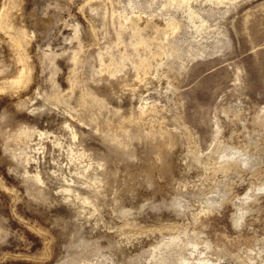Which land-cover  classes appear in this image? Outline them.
I'll return each instance as SVG.
<instances>
[{
  "label": "rangeland",
  "instance_id": "rangeland-1",
  "mask_svg": "<svg viewBox=\"0 0 264 264\" xmlns=\"http://www.w3.org/2000/svg\"><path fill=\"white\" fill-rule=\"evenodd\" d=\"M9 1L0 0V11L8 10L19 26L7 38L20 43V54L26 51L37 82L16 101L19 110L0 108V131L29 127L23 142L0 144V264H264V0H98L104 9L117 3L110 22L127 32L100 36L103 45L87 43L83 69L72 50L87 35V17L96 31L105 25L97 0H21L16 8ZM133 24L158 52L152 58L143 51L155 62L140 82L118 61L110 65L111 57L98 55L106 49L115 52L112 59L127 56L122 48ZM4 57L0 41V69L10 73L23 65H4ZM90 59L104 67L106 79H76L74 93L88 86L102 94L99 111L108 105L144 115L160 111L170 141L97 132L68 111L70 89L61 79L79 70L90 79ZM114 81L117 94L110 90ZM23 154L32 156L28 163L19 158ZM26 170H38L44 183ZM161 184L166 187L158 189ZM129 231L136 237L119 241Z\"/></svg>",
  "mask_w": 264,
  "mask_h": 264
},
{
  "label": "bare ground",
  "instance_id": "bare-ground-1",
  "mask_svg": "<svg viewBox=\"0 0 264 264\" xmlns=\"http://www.w3.org/2000/svg\"><path fill=\"white\" fill-rule=\"evenodd\" d=\"M89 1V0H88ZM110 1V0H108ZM113 1V0H112ZM120 1V0H119ZM131 1V0H130ZM143 1V0H142ZM141 1V2H142ZM146 1V0H145ZM21 0H10L9 1V4L11 7H14L16 8V6H18L20 4ZM98 2V0H97ZM117 2V1H116ZM156 2V1H155ZM109 3V2H108ZM130 3V2H129ZM147 3V2H146ZM176 3V2H175ZM180 3V2H179ZM182 0H181V4H182ZM106 4V3H105ZM117 4V3H116ZM116 4L114 5V2H111V4L109 5V7L107 9H104L102 8L103 6V1H99L98 3H96L97 7L99 8H102L101 10H105V15H104V18H105V25H101L102 26L101 28H99L100 30L99 31H96L95 30V25L93 23V21L87 17V32H86V37L83 41L82 39V42H80L78 40V42H80L76 48H75V51L72 50L74 53L72 54V59L75 60V61H79L80 63V69L82 67H84L86 64V60H84L83 58V51L86 47V44L88 43L89 45L91 44H99V42H101L99 39H100V36H103L105 35L106 33L110 32V33H114L118 38L121 37V35L125 32L124 31L122 34L119 33V29L117 28V25L115 24H112L110 22V19H111V14H115L117 11L116 9H114L112 7V5L116 6ZM22 5V4H21ZM94 5V4H93ZM136 5V4H135ZM153 5V4H152ZM185 6V5H184ZM138 7V6H137ZM4 8H7L6 6ZM117 8V7H116ZM13 9V8H12ZM140 9V8H139ZM191 9V8H190ZM14 10V9H13ZM97 10V9H96ZM19 11V10H18ZM122 11V10H121ZM16 12V11H15ZM20 12V11H19ZM18 12V13H19ZM122 13V12H121ZM193 13V12H192ZM118 14V12H117ZM194 14V13H193ZM12 14H10V12L8 10H2L0 11V41L3 43V46L5 47V52L7 53V58L4 59L5 61V64H7V61L10 63H14L18 60H22L23 61V65L21 68H16L15 70L13 69L10 73L6 71L5 67L3 69H0V89L2 91V89H6L7 87L11 88V91L8 93H4V95H0V108L5 112V113H13V112H16L18 109V104L16 103L17 100H24L25 98H27L29 96V92L30 89L35 86L36 84V75H34L31 71H30V66L28 67V62H26V60L24 59V55L26 56V54H24L23 51H21L22 55L20 54V50H19V47L18 45L20 44H16V41L14 42L13 39L10 40L9 38H7V36L9 35L10 32V28L14 27V26H19V25H16L13 21V19H11ZM15 16L17 15V12L16 14H14ZM13 15V16H14ZM120 15V13H119ZM198 15V14H197ZM88 16V15H87ZM92 16V15H91ZM102 16V15H101ZM113 16V15H112ZM23 17V15H22ZM21 17V18H22ZM29 17V16H28ZM103 17V16H102ZM100 17V18H102ZM114 17V16H113ZM116 19H117V16H115ZM123 17V16H122ZM130 17V16H129ZM134 17V16H133ZM190 17V16H189ZM188 17V18H189ZM119 18V17H118ZM121 18V17H120ZM119 18V20H120ZM127 18V16H126ZM140 18V17H139ZM160 18V17H159ZM199 18V17H198ZM85 19V18H84ZM113 19V18H112ZM124 18H121L122 20V23L125 21L123 20ZM141 19H144L141 17ZM152 19V18H151ZM164 19V18H163ZM197 19V18H196ZM25 20V18H24ZM139 20V19H138ZM147 19H145L146 21ZM149 20V19H148ZM157 20V19H156ZM161 20V19H160ZM198 20V19H197ZM112 21V20H111ZM114 21V20H113ZM132 21V20H131ZM133 21H135L133 19ZM132 21V23H133ZM140 21V20H139ZM144 21V22H145ZM116 22V21H115ZM117 22H118V19H117ZM121 22V21H120ZM142 22V21H141ZM167 22V21H166ZM171 22V20H170ZM100 23V22H99ZM135 23V22H134ZM160 23V22H159ZM178 23V22H177ZM128 24V23H127ZM136 24V23H135ZM165 24V23H163ZM169 24V28L170 30H175V28L177 27V25L175 24ZM78 25V24H77ZM126 25V24H125ZM138 27L140 28L139 24H137ZM159 25V24H158ZM157 25V26H158ZM162 25V23H161ZM23 26V25H21ZM122 26V25H121ZM144 26V25H142ZM156 26V27H157ZM179 26V25H178ZM130 27V26H129ZM133 28L131 29V31L128 33L129 35H127L126 37V41L125 42V45L124 47L122 48V50H125V49H128V55L127 56H123V53L121 56H117V60L115 59H112L114 58V53L111 52V50L109 52L106 53V49H105V53L104 52H101V50L99 51L98 55L101 58L102 61H105L107 59H109V57H111V59H109L108 61L110 62V65H113V63H115L116 61H118L119 65H122L124 67H126L124 70L122 69V72L124 74H128L129 72H131V75L134 76V80H135V76L137 77V79L135 81L137 82H140L144 79L145 77V67L149 64V61L148 58H146L143 54V51L145 50H149L152 52V58H155L156 56H158V52H155L153 51L149 45V43L146 41V39H144L143 37H141V34L138 30L135 29V26L133 24L132 26ZM163 27V26H162ZM22 29V27H20ZM125 29L124 27V24H123V27H121V29ZM127 28V27H126ZM137 28V29H139ZM146 28V27H145ZM160 28V27H158ZM165 28V26H164ZM128 29V28H127ZM141 29V28H140ZM150 29V28H149ZM153 29H154V26H153ZM126 30V29H125ZM169 30V29H168ZM173 30V31H174ZM20 32V30H18ZM25 31V30H24ZM141 31V30H140ZM146 31V30H145ZM158 31V30H157ZM156 31V32H157ZM176 31V30H175ZM13 32V31H12ZM79 32V31H78ZM127 32V30H126ZM125 32V33H126ZM144 32V29L143 31ZM147 32V31H146ZM155 32V31H154ZM161 32V31H160ZM163 32V31H162ZM166 32V30H165ZM168 32V31H167ZM171 32V31H170ZM26 33L23 32V34ZM28 33V32H27ZM145 33V32H144ZM143 33V34H144ZM153 33V32H152ZM174 33V32H173ZM22 34V33H21ZM22 34V35H23ZM121 34V35H119ZM165 34V33H164ZM11 35V34H10ZM15 35V34H14ZM25 35V34H24ZM23 37H27V36H24ZM110 35V34H109ZM125 36V35H124ZM123 36V37H124ZM9 37V36H8ZM30 37V35H29ZM83 37V36H82ZM114 37V36H113ZM111 37V38H113ZM31 38V37H30ZM77 38H79L77 36ZM107 38V37H106ZM146 38V37H145ZM24 39V38H23ZM102 39V38H101ZM122 39V38H121ZM17 40V38H16ZM116 40V39H115ZM124 40V39H123ZM18 41V40H17ZM21 41V40H19ZM18 41V42H19ZM27 41H28V38H27ZM26 41V42H27ZM110 41V40H109ZM103 42V41H102ZM101 42V43H102ZM106 42V41H105ZM104 42V43H105ZM28 43H30L28 41ZM152 43V42H151ZM111 44V43H110ZM120 44V43H119ZM123 44V43H122ZM73 45H76V44H73ZM103 45V43H102ZM108 45V44H107ZM100 46V45H99ZM111 46V45H109ZM120 46V45H119ZM118 46V47H119ZM122 46V45H121ZM23 47V46H22ZM71 47V46H70ZM89 47V46H88ZM97 48V47H96ZM113 48V47H112ZM121 48V47H119ZM23 49V48H22ZM73 49V48H72ZM101 49V48H100ZM151 49V50H150ZM71 50V48H70ZM89 50V49H88ZM97 50V49H96ZM114 50V49H113ZM121 50V51H122ZM104 51V50H102ZM120 51V52H121ZM3 52V51H2ZM26 52V51H25ZM71 52V51H70ZM96 52V51H95ZM117 52V51H116ZM148 52V51H147ZM118 53H119V49H118ZM117 53V54H118ZM97 54V53H96ZM121 54V53H120ZM71 55V54H70ZM4 56V55H3ZM88 56V55H87ZM95 56V55H93ZM147 56V55H146ZM3 58V57H2ZM26 58V57H25ZM93 58V57H92ZM98 57H96L97 59ZM61 59V58H60ZM71 59V58H70ZM69 59V60H70ZM2 60V59H1ZM55 60V59H54ZM65 60V59H64ZM72 60V61H73ZM91 60V59H90ZM95 60V59H94ZM99 60V58L97 59ZM3 61V60H2ZM3 61V62H4ZM28 61V60H27ZM66 61V60H65ZM75 61H73V64L76 65V63H74ZM100 61V62H102ZM151 61H154V60H151ZM150 61V62H151ZM158 61V60H157ZM56 62V61H55ZM62 62V61H61ZM89 62V61H88ZM155 62V61H154ZM8 63V64H9ZM21 63V62H20ZM99 63V62H98ZM105 63H108V62H105ZM33 64V63H32ZM69 64V63H68ZM71 64V63H70ZM73 64H72V67H73ZM78 64V63H77ZM89 64V63H88ZM91 65H93L94 67V72L92 74V76L90 77V79L86 80L83 79L82 77H84L81 73H80V70L79 71H76V73L74 74V77L71 79L67 78V74H69V72L61 79V81L65 84L68 85L69 87V93L65 95V97H67V105H68V108H70L68 111H70L71 109L75 110L77 113H78V116L79 114L83 117L86 118V120H88L93 126V128L97 131V132H103V131H107L109 132L110 134H115L120 137H124V138H127V139H136V140H142L143 137H147V140L148 141H154V142H160L161 141H165V140H168L170 141V134L169 131L165 128V122H164V117L162 115V113L160 111H157L155 113H151V114H142L138 111H136L135 109L133 110H130L129 112H123V111H120L119 109H114L112 110L113 108H111V106L109 107V105L103 110V111H99L100 109H98V107L101 105V102H102V99L104 100V98L102 97V94L100 95H97L95 92L96 90L94 89H89L87 88L86 86L83 87L79 92H76V94L74 93V90L73 87L76 85L75 84V80L76 79H79L82 83H89V81H95V82H100L102 81L103 79H106L105 76H103V73H104V67L101 65L102 68H98L99 67V64L96 63V60L95 61H92L90 62ZM116 64V63H115ZM151 64V63H150ZM108 65V64H107ZM33 66V65H32ZM89 66V65H88ZM105 66V64H104ZM63 67V66H62ZM87 67V66H86ZM117 67V65H116ZM151 67V66H150ZM71 68V67H70ZM78 67H76L77 69ZM78 68V69H79ZM89 68V67H88ZM120 68V67H119ZM149 68V67H147ZM83 69V68H82ZM90 69V68H89ZM107 69V68H106ZM71 70V69H70ZM69 70V71H70ZM112 70V69H111ZM118 71H121V68L120 69H117ZM91 71V69H90ZM82 72V71H81ZM108 72V71H107ZM90 74V73H89ZM105 74V73H104ZM108 74V73H107ZM82 75V76H81ZM88 75V74H87ZM86 75V76H87ZM106 75V74H105ZM69 76V75H68ZM107 76V75H106ZM110 77V76H109ZM53 79V78H52ZM56 79V78H55ZM54 79V80H55ZM108 79V78H107ZM52 80V82L54 81ZM57 81V80H55ZM59 81V80H58ZM91 81V82H92ZM51 82V81H50ZM52 82L50 84H52ZM105 82V81H104ZM56 83V82H55ZM94 83V82H93ZM124 83V80L123 82ZM49 84V85H50ZM59 82H57L53 88V91H60L58 88L60 85H58ZM75 84V85H74ZM46 85V84H45ZM53 86V85H52ZM81 86V85H80ZM98 86V85H97ZM117 82H112L111 83V87H110V90L112 93L114 94H117ZM90 87V86H89ZM63 88V87H62ZM66 88V87H65ZM64 88V89H65ZM92 88V87H91ZM130 88H132V91H135V87L134 85H130ZM8 89V88H7ZM68 89V88H67ZM77 89V88H76ZM98 89V88H97ZM102 89V88H101ZM107 89V88H105ZM51 90V89H50ZM79 90V89H78ZM52 91V92H53ZM68 91V90H66ZM105 91V90H104ZM109 91V90H107ZM46 93L48 91H45ZM61 92V91H60ZM63 92V91H62ZM59 93V92H58ZM72 93H74L75 95H72ZM49 94V93H48ZM53 94V93H52ZM57 94V93H56ZM63 94V93H62ZM61 94V96H62ZM134 94V93H133ZM115 96V95H114ZM50 97V96H49ZM60 97V95H59ZM58 97V98H59ZM55 98V95L53 96V98L51 99H54ZM60 98H63V97H60ZM59 98V99H60ZM45 99V98H44ZM47 99H50V98H47ZM64 99V98H63ZM63 99H60L63 101ZM56 100V99H55ZM26 101V100H25ZM28 102V101H27ZM61 102V101H60ZM65 102V101H63ZM105 101H103L102 103H104ZM21 103V102H20ZM66 103V102H65ZM103 107V106H102ZM101 107V108H102ZM105 107V106H104ZM21 108V107H20ZM66 108V107H65ZM73 110H72V113H73ZM138 110V109H137ZM2 112V113H4ZM1 113V112H0ZM76 113V114H77ZM38 114V113H37ZM46 114V113H45ZM70 114V113H69ZM74 114V113H73ZM111 114H113L112 116H110ZM14 115V114H13ZM44 115V114H43ZM4 116V115H3ZM15 116V115H14ZM60 116V115H59ZM65 116V115H64ZM5 117V116H4ZM25 117V116H24ZM45 117V116H44ZM48 117V116H47ZM70 117V116H69ZM76 117V116H75ZM26 118V117H25ZM28 118V117H27ZM65 118V117H64ZM83 118V119H85ZM23 121V120H22ZM29 121V120H28ZM85 121V120H84ZM20 123V121H18ZM17 122V123H18ZM11 123V122H10ZM25 123V122H24ZM89 123V124H90ZM12 124V123H11ZM10 124V125H11ZM23 124V123H22ZM21 124V125H22ZM74 124V123H73ZM16 125V124H15ZM27 125V124H26ZM25 125V126H26ZM19 126V125H18ZM32 126V125H31ZM69 126V125H68ZM74 126V125H73ZM11 128V127H10ZM9 128V129H10ZM29 128V127H28ZM27 127H16L17 132H15L14 134H11L9 132H7V129H5L6 131H0V144L2 143H5L6 141L10 140L11 142H15L14 145L17 143H20V142H23L24 141V138H26V135H27V130H28ZM69 128V127H68ZM73 128V127H72ZM75 128V127H74ZM35 129V128H34ZM63 129V128H62ZM2 130V129H1ZM12 132V131H11ZM40 132V131H39ZM42 132V131H41ZM76 132V131H75ZM66 133V132H65ZM10 134V135H9ZM39 135V134H38ZM78 137V134L77 133H74L73 134V139ZM31 138V137H30ZM70 140V139H69ZM139 140V141H140ZM174 140V139H172ZM176 141V140H175ZM74 142V141H73ZM137 142V141H136ZM173 142V141H172ZM27 143V142H26ZM12 144V143H11ZM25 144V143H24ZM172 145V143H170ZM13 146V144L11 145ZM17 146V145H16ZM166 146V145H165ZM30 147L29 144H26L25 147H24V153L26 151V149H28ZM167 149V146L166 148ZM163 151V150H162ZM15 154V153H14ZM16 155V154H15ZM19 155V153H18ZM17 155V156H18ZM27 154H23L21 156H19V158L25 160L27 163L29 162L30 160V156L29 158L26 157ZM30 155V154H29ZM12 158H14V156L11 155ZM18 158V157H17ZM80 158V157H79ZM32 159V158H31ZM20 160V159H18ZM243 160H246V158H243ZM17 161V160H16ZM161 162V161H160ZM162 163V162H161ZM166 163V162H165ZM145 166V165H144ZM155 166V165H154ZM163 166V165H162ZM165 166V165H164ZM168 167V166H166ZM139 168V167H138ZM160 168V167H159ZM152 169V164L151 163H148L147 164V168H146V171L150 172V170ZM165 169V168H164ZM163 169V171H164ZM141 170H144L143 168ZM155 170V169H154ZM156 171V170H155ZM158 171V170H157ZM161 171V170H160ZM166 171V170H165ZM26 174L30 173L32 174L33 176H35L37 178V180L40 182V183H44L43 181V178H42V175H40L39 171H33V172H29L28 170H26L25 172ZM147 173V172H146ZM164 173V172H163ZM162 173V174H163ZM151 174V173H150ZM156 174V173H155ZM148 176V174H146ZM166 175V174H165ZM164 175V176H165ZM30 176V175H29ZM152 176V175H151ZM31 177V176H30ZM159 177V176H158ZM102 183L103 181L105 180H108V171L105 173V172H102L101 173V177H100ZM153 178V177H152ZM156 179V178H155ZM165 179V178H164ZM34 180V179H33ZM75 181V180H74ZM150 183L151 180L149 179ZM107 182V181H106ZM186 181L183 182V186H186ZM100 183V182H99ZM162 183V182H161ZM165 183V182H164ZM34 184V183H33ZM182 184V183H181ZM152 185V184H151ZM100 186V185H99ZM38 187V186H37ZM96 188L98 186H95ZM94 187V188H95ZM151 187V186H150ZM158 187V186H157ZM162 187V188H165L166 185H160L158 187V189ZM69 189V188H68ZM41 190V189H40ZM67 190V189H66ZM153 192V191H152ZM155 192V191H154ZM158 193V192H157ZM153 194V193H152ZM150 195V193H149ZM154 195V194H153ZM72 198V197H71ZM29 203V201H28ZM83 206V205H82ZM43 214V213H42ZM48 217V216H47ZM43 218V217H42ZM44 219V218H43ZM51 220V219H50ZM45 221V220H44ZM48 222V221H47ZM48 224V223H47ZM50 224V223H49ZM58 224V223H57ZM56 224V225H57ZM137 224V223H136ZM135 224V225H136ZM51 225V224H50ZM59 226V225H58ZM150 226V225H148ZM24 227V226H23ZM118 227V226H117ZM146 227V226H145ZM153 227V226H152ZM28 228V227H27ZM149 228V227H148ZM57 229V228H56ZM59 229V228H58ZM146 229V228H145ZM156 229V227H155ZM41 230V229H40ZM151 230V228H150ZM60 231V230H59ZM147 232V231H146ZM149 232V231H148ZM135 232H132V231H129V234H126V237L125 238H118L119 241H128L129 239H132V237L135 236L134 234ZM175 235V234H174ZM177 236V235H175ZM136 237V236H135ZM175 239V238H174ZM177 239V238H176ZM166 248L171 244L170 242H166L165 243H162ZM177 244V243H176ZM160 248V247H159ZM163 249V247H161ZM165 249V248H164ZM156 248L154 247L153 248V254L156 252ZM160 252V251H159ZM46 255V254H45ZM159 255V254H158ZM157 257V256H156ZM48 259V258H47ZM163 260V259H162ZM186 260V259H185ZM198 263L197 264H201L202 261H197Z\"/></svg>",
  "mask_w": 264,
  "mask_h": 264
}]
</instances>
